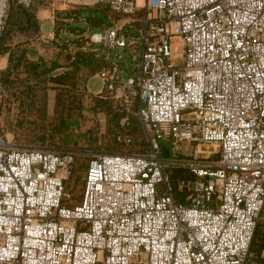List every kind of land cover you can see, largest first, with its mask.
Wrapping results in <instances>:
<instances>
[{
  "label": "built area",
  "instance_id": "1",
  "mask_svg": "<svg viewBox=\"0 0 264 264\" xmlns=\"http://www.w3.org/2000/svg\"><path fill=\"white\" fill-rule=\"evenodd\" d=\"M141 1L107 0L137 26L110 19L89 40L130 51L137 77L105 66L95 95L127 111L139 102L148 150L94 154L75 203V149L20 148L0 132V264H264V247L252 249L264 219V0ZM9 8L0 0V38ZM162 139L174 157L190 146L198 178L185 202Z\"/></svg>",
  "mask_w": 264,
  "mask_h": 264
},
{
  "label": "trees",
  "instance_id": "2",
  "mask_svg": "<svg viewBox=\"0 0 264 264\" xmlns=\"http://www.w3.org/2000/svg\"><path fill=\"white\" fill-rule=\"evenodd\" d=\"M108 9L112 11L109 5L106 8L99 3L72 4L65 9H57L54 18L55 37L45 41L38 38L41 24L36 15L35 4L11 0L4 32L0 38V56H8V65L0 71L2 88L0 111L4 101L18 100L21 103L25 100L32 101L37 91L54 88L59 121L52 125V133L48 138L45 133L40 138L43 143L45 140H49L50 143L55 133L63 134L62 144L65 147H56L53 143L50 145L51 148L41 149H65L70 143L77 144V140L73 141L69 131L72 127L81 124L65 116V111L82 110V95L77 91L78 85L84 81V78L95 75L105 66L118 63L124 69L122 63L102 47L103 44L97 45L89 40L93 32L111 23ZM113 105L111 98L104 100L100 96L96 98L94 104L96 111H105L110 115L108 131L113 139L111 147L113 145L114 150L125 149V151L148 150L149 142L145 138L141 120L135 113L139 102L132 104V109L127 112L125 110L118 112ZM126 115L128 122L123 126L120 121ZM0 132L6 137L1 129ZM120 135L130 136L131 142L119 141ZM89 140L94 141L91 136ZM187 162L186 159L167 169L174 195L178 201L183 202L190 192L191 183L198 178V175L187 166ZM183 181L185 184L181 188L180 184ZM263 231L264 223L260 232L256 230L255 233L252 244L255 252L264 247Z\"/></svg>",
  "mask_w": 264,
  "mask_h": 264
},
{
  "label": "rangeland",
  "instance_id": "3",
  "mask_svg": "<svg viewBox=\"0 0 264 264\" xmlns=\"http://www.w3.org/2000/svg\"><path fill=\"white\" fill-rule=\"evenodd\" d=\"M36 3L49 5L56 10L65 9L62 8V6L65 4L67 5L66 8L72 4L96 5L98 3L106 8L108 7L107 0H36ZM108 14L109 19H114L116 21L121 20L122 22L119 25L137 26L136 21L132 20L131 23L128 21H130V19H140L138 14L134 15L133 17H126L120 14H115L112 11H109V9ZM104 31V28H102L97 29L95 32H100L103 34ZM96 44L101 45V43ZM102 47L106 51H109L106 47ZM110 53L122 63V66L124 67L125 79H128L129 77H137L135 63L129 50L112 49ZM140 55L141 52L138 53V56ZM183 61V54H177L175 57V62L181 64ZM102 88L103 81L98 75L84 78V81L78 85L77 91L82 95V110L72 112L65 111V116H69L71 117L72 121H78L81 124V126L72 127L69 131V135H72L73 141L77 140V144L70 143V146H66L65 149L52 148L57 150H67L69 148H73L77 151L75 169L70 183V186L74 192V197L76 198L74 199L75 203L81 195L85 170L92 156L96 153L104 151L125 150H114L115 148L113 145L111 147V144L113 143H111V140L113 139L108 131V119L110 115L105 111H96L95 109L94 104L96 98L98 97L95 95V93L101 91ZM53 95H56V90L54 88H49L37 91L32 101L25 100L24 103H21L18 100L4 101L2 110L0 111V129L14 145L20 148H45L50 147V145L55 143L56 147H65L62 144L63 134L55 133L54 138L50 143L49 140H45L43 143L42 139L40 138L43 133H45L46 138H48L52 133V125L59 121L55 106V98ZM104 100H106V98H104ZM111 102L114 104L113 107L116 111L121 112L125 110L127 112L125 108V102H120L116 99H111ZM135 102H137V100H135L132 104ZM144 135L147 139L145 131ZM90 136L92 139H94L93 142H90ZM189 148L190 146L188 145L182 153H176L177 157H174L175 154L170 142L165 139L160 140V155L164 160L171 159V166L189 159L187 158V153L191 150ZM203 149L216 151L218 147H215L214 145H208L204 146ZM126 150H129V148H126ZM218 158L219 152H215L211 156L210 160L216 161ZM167 169L166 172L168 173ZM182 187L183 186H181V188ZM263 221L264 219L261 218L257 229L259 232L261 230V226L264 223Z\"/></svg>",
  "mask_w": 264,
  "mask_h": 264
},
{
  "label": "crops",
  "instance_id": "4",
  "mask_svg": "<svg viewBox=\"0 0 264 264\" xmlns=\"http://www.w3.org/2000/svg\"><path fill=\"white\" fill-rule=\"evenodd\" d=\"M28 3H33L36 6V15L41 24V30L38 38L41 40H50L55 37V8L42 3H36V0H29ZM66 4L62 8H66ZM122 21H116L119 25ZM8 65V56H0V71ZM92 77V76H91ZM55 98V95H53Z\"/></svg>",
  "mask_w": 264,
  "mask_h": 264
},
{
  "label": "water",
  "instance_id": "5",
  "mask_svg": "<svg viewBox=\"0 0 264 264\" xmlns=\"http://www.w3.org/2000/svg\"><path fill=\"white\" fill-rule=\"evenodd\" d=\"M10 4H11V0H10ZM7 21V20H6ZM6 25V24H5ZM3 32H4V30H3ZM3 34V33H2ZM145 103H146V101L144 100V102H143V105H145Z\"/></svg>",
  "mask_w": 264,
  "mask_h": 264
}]
</instances>
